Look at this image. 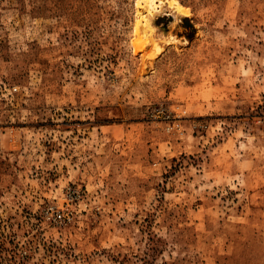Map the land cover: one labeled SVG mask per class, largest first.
Returning a JSON list of instances; mask_svg holds the SVG:
<instances>
[{"label":"rangeland","instance_id":"374dc122","mask_svg":"<svg viewBox=\"0 0 264 264\" xmlns=\"http://www.w3.org/2000/svg\"><path fill=\"white\" fill-rule=\"evenodd\" d=\"M0 264H264V0H0Z\"/></svg>","mask_w":264,"mask_h":264},{"label":"bare ground","instance_id":"6f19581e","mask_svg":"<svg viewBox=\"0 0 264 264\" xmlns=\"http://www.w3.org/2000/svg\"><path fill=\"white\" fill-rule=\"evenodd\" d=\"M144 1V3L145 4H150V3H152V1L153 0H143ZM178 5V4H177ZM183 7V6H182ZM146 13V12H145ZM146 15V14H145ZM148 17V16H147ZM151 23H150V20L149 19H147L146 21H145V25H144V28L147 30V31H150L151 30ZM155 29V28H154ZM142 32V31H141ZM148 33V32H147ZM146 36V35H145ZM149 38H151V37H149ZM147 39V38H146ZM148 42V41H147Z\"/></svg>","mask_w":264,"mask_h":264}]
</instances>
